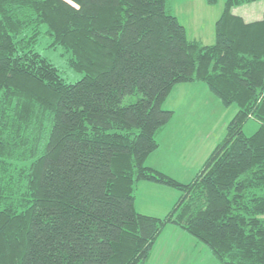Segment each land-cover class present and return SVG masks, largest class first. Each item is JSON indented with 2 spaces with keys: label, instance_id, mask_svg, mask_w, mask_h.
<instances>
[{
  "label": "trees",
  "instance_id": "16d2710c",
  "mask_svg": "<svg viewBox=\"0 0 264 264\" xmlns=\"http://www.w3.org/2000/svg\"><path fill=\"white\" fill-rule=\"evenodd\" d=\"M167 1L0 0V264H145L167 224L219 264H264V17L232 12L260 0H224L211 44ZM42 25L77 81L34 49ZM194 82L236 110L182 182L146 160ZM141 181L179 192L166 215L135 209Z\"/></svg>",
  "mask_w": 264,
  "mask_h": 264
},
{
  "label": "crops",
  "instance_id": "0c3cea01",
  "mask_svg": "<svg viewBox=\"0 0 264 264\" xmlns=\"http://www.w3.org/2000/svg\"><path fill=\"white\" fill-rule=\"evenodd\" d=\"M188 6H190V10H192L191 3H189ZM232 12L236 15L241 16L246 22L258 20L264 17V10L259 13L257 12L255 16L254 13L253 15H251V13L249 12L241 13L239 11H235L234 9H232ZM220 14L221 11L218 12L217 18L213 21V34L215 22L220 17ZM181 24L184 26L188 38L196 39L204 44L213 43L214 35L213 37L207 36L205 37V39L203 36L202 39V33L200 28L197 33L191 32L192 34L189 35L187 25L185 23ZM194 33L196 34V36L194 35ZM177 86H182L183 89H189L198 94V96H200V102H197V104L199 105L197 106V108L195 106H184L181 109V113L178 114H176L175 111V114H173L170 121L163 127V129L157 135L159 147L156 151L152 152L147 157V159L151 158L153 155H156L159 152V149L165 150L167 148L170 149L171 152H174L177 156H182L184 158L186 156V152H188L189 147L192 145L193 142H197L198 140L204 138L205 136H208L209 134H214L213 130L215 129V134H219V137H217L219 138V140L217 141L215 136L214 142L209 145L207 144L204 149H201V145H199L197 148V150L199 149L197 159L191 160V162L188 159L189 163H193V165L200 164V166L198 167L199 170L207 156L214 148V146L223 138L225 129L223 125L225 126L231 117H228L227 114H225L224 111L227 108L223 107L220 102L209 93V90L206 88V86H203L199 83H184L178 84L175 87ZM218 124L219 127H216L218 126ZM161 160L166 161L167 168H171L174 171L177 170L175 159L171 158V155H166L164 152L163 156L161 157ZM149 166L161 170L172 177H175L159 166ZM177 199L178 192H176L175 190L157 183L141 181L139 182L137 187L134 205L135 209L141 213L156 217H163L171 210ZM163 236H167L168 238L171 236H175L178 240V243L182 242L180 247L176 246L179 250H182L184 252V254L181 256H179V254L177 255L178 259H186L187 256L185 252H188V250L191 254L195 249L201 248L199 246V242L195 240L194 237L189 235L185 230L176 225L167 224L161 231L147 260L145 261V264H155L154 262L156 260L151 261L150 259L151 257L155 259L157 252L159 253L160 250H162L161 237ZM185 244L187 245V247L184 249L183 245Z\"/></svg>",
  "mask_w": 264,
  "mask_h": 264
},
{
  "label": "rangeland",
  "instance_id": "374dc122",
  "mask_svg": "<svg viewBox=\"0 0 264 264\" xmlns=\"http://www.w3.org/2000/svg\"><path fill=\"white\" fill-rule=\"evenodd\" d=\"M189 3H191L192 5V10H190L191 7L188 6ZM223 5H224V0H216V2L212 4L208 3L207 0H189V1L168 0L166 9L167 11H170L172 14L176 15L180 23L183 24L185 23L187 25V29L189 30V35L192 34L191 32L197 33L200 28L202 33L201 38L203 39L204 36L205 39V37L207 36L213 37L214 35L213 21L217 18L218 12L222 11ZM233 9L241 13L249 12L251 13V15H253L254 13L255 16L257 12L259 13L262 10H264V0L255 1L244 5H238L235 6ZM44 31H45V26L42 25L40 27V33L37 42L34 46V49L37 52H39L42 56L47 58L49 61H51V63H53L58 68L60 75L66 81L75 82L78 79H80L83 76V73L75 71L68 66L67 64L68 54L61 47L52 48L49 46V44L52 41V38ZM195 33L194 35L196 36ZM194 83H199L203 86H206L202 82H194ZM199 99L200 96H198V94H196L192 90L183 89L182 86L180 87L174 86L171 92L169 93V95L167 96V98L162 103L161 107L163 109L172 110L173 114H175L176 111V114H178L181 113V109L184 106H189V107L195 106L197 108V106L199 105L197 104V102L198 103L200 102ZM127 101L129 100L125 99V103ZM235 110H236V106L231 105L230 107H227V109H225L224 112L225 114H227L228 117L229 116L232 117ZM250 123L255 124V122L252 120L248 121V123L244 126V132L246 134H251L255 130L254 129L255 127H253L254 130L252 129ZM216 127H219V124ZM223 127H226V125L225 126L223 125ZM213 131L214 134H209L208 136L201 138L197 142H193L192 145L189 147L188 152H186V156L184 158L182 156L181 157L177 156L174 152H171L170 149L168 148L165 150L159 149V152L156 155H153L151 158H148L146 160V165L159 166L163 168L165 171H168V173L172 174L173 176L178 177L177 179L182 182L190 181L193 178V176L196 174L200 164L193 165V163H189L188 159L190 160V162L191 160L197 159V156L199 154V149L197 150V148L199 145H201V149H204L205 146H207V144L209 145L212 142H214L215 136L217 141L219 140V138H217L219 137V134L217 133L215 134V129ZM224 134H225V129H224ZM164 152L166 155L169 156L171 155V158L175 159L177 170L174 171L171 168H167L166 161L161 160V157L163 156ZM178 197H179V192H178ZM161 240H162V245H161L162 250H160L159 253L157 252L155 259L152 257L150 259L151 261L156 260L154 262L155 264H219L218 260L211 254L209 249L199 241H198L199 246L201 248L195 249L191 254L188 250V252H185L187 258L182 260V259H178L177 255L179 254V256H181L184 254V252L176 247V246L180 247L182 242L178 243V240L175 236H171L169 238L167 236H163L161 237ZM183 246L184 249L187 247L186 244Z\"/></svg>",
  "mask_w": 264,
  "mask_h": 264
}]
</instances>
